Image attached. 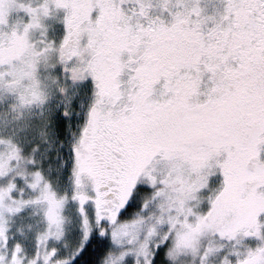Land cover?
Here are the masks:
<instances>
[{
	"label": "snow or ice",
	"instance_id": "6c2138e0",
	"mask_svg": "<svg viewBox=\"0 0 264 264\" xmlns=\"http://www.w3.org/2000/svg\"><path fill=\"white\" fill-rule=\"evenodd\" d=\"M0 264H264V0H0Z\"/></svg>",
	"mask_w": 264,
	"mask_h": 264
}]
</instances>
